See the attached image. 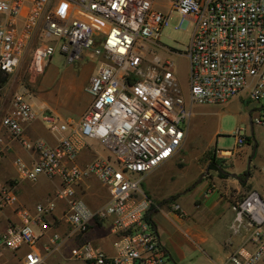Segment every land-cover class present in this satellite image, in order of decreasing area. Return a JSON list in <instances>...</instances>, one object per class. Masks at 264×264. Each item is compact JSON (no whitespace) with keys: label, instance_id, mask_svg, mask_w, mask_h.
I'll return each mask as SVG.
<instances>
[{"label":"built area","instance_id":"built-area-1","mask_svg":"<svg viewBox=\"0 0 264 264\" xmlns=\"http://www.w3.org/2000/svg\"><path fill=\"white\" fill-rule=\"evenodd\" d=\"M166 6H159V2ZM173 13L191 24L184 56L188 61L187 102L175 77L177 55L161 44L160 35ZM37 40L31 68L42 74L59 54L67 64L84 54L98 58L85 92L90 104L76 124L61 123L45 111L42 121L58 135L56 145L24 137V126L37 114L22 93L1 120L10 140L36 153L27 165L15 158L18 178L34 182L40 175L58 178L54 196L34 208H17L20 226L0 233V259L23 252L19 264H45L51 249L41 252L34 227L50 229L48 218L65 203L63 221L80 244L71 258L83 264H172L146 217L152 202L142 188L145 178L182 147L194 105H224L247 93L251 102L264 97V0H0V72L13 74L26 50ZM157 48L167 58L157 55ZM254 120L264 125V111ZM184 126V127H183ZM241 131V129L237 130ZM87 140H95L107 158L84 167L76 164ZM244 139L237 135V144ZM9 149L0 137V159ZM225 159L231 151L218 150ZM93 175L107 187V203L91 210L75 188ZM17 205L12 185L0 190V211ZM175 212H181L178 204ZM235 233L243 244L224 264H264V200L255 191L234 201ZM111 218L114 254L97 250L87 237L98 220ZM58 236L52 238L53 250ZM1 264V262H0Z\"/></svg>","mask_w":264,"mask_h":264},{"label":"crops","instance_id":"crops-1","mask_svg":"<svg viewBox=\"0 0 264 264\" xmlns=\"http://www.w3.org/2000/svg\"><path fill=\"white\" fill-rule=\"evenodd\" d=\"M50 63L43 75L47 72ZM97 65L87 74L81 87L82 95L86 96V99L83 97L82 100L79 96L72 97L69 107L63 109L60 106H53L42 90V96L35 98L31 103L37 119L30 125L24 126L25 139L32 141L41 139L48 145H56L58 135L46 129L42 121L45 111L58 117L61 123L79 122L90 104V98L84 89ZM40 87L42 89L43 86ZM263 101L264 97L258 106L250 108L252 102L248 100L247 93L242 92L228 102V104L231 102L230 106L231 104L240 106L239 124L244 128L243 130L241 128V131H237L240 128L236 129L230 134L213 131L212 136L216 143L220 142L222 137H233L235 143L231 149H225L231 151V155L225 159L217 156L216 152L220 149L212 147V159H215L217 168L209 170L207 167L208 173L199 184L191 188L202 175L200 168H186L185 176H180L176 164L169 162L171 159L143 181L142 188L152 202V209L149 212L151 222L172 264H224L230 254L243 244L245 233L243 231L235 233L232 230L235 217L234 201L242 199L250 191L257 192L264 200V125L254 122L260 112L264 111ZM1 131L0 137L8 144L9 149L0 159V190L12 185L17 197V205L0 211V233L10 225L22 224L16 212L18 207L33 214L35 206L51 199L60 186L58 178H48L44 175H40L34 182L19 179L13 160L20 158L27 165H32L38 160V155L24 150L20 143L10 140L3 128ZM237 135L244 139L242 145L237 144ZM190 138L187 132L185 144L182 145L185 148L184 152H187ZM247 138H250V141ZM107 156L108 153L100 143L87 140L86 147L76 159V164L84 167L96 159H105ZM192 183L193 185L187 188ZM75 192L91 210L104 206L109 199L107 187L93 175L86 176L75 188ZM174 196L176 198L172 199ZM175 204L180 206L181 212L173 210ZM64 210L65 203L58 202L55 211L48 218L51 225L49 230L42 231L40 227H34L37 245L41 252L51 249L45 264H83L71 258L72 249L78 246L80 241L70 236V227L62 219ZM55 235L58 236V241L55 244L57 248L53 250L55 246L52 238ZM87 237L97 250L109 255L114 254L111 218L96 221ZM22 256V251L6 252L0 262L19 264Z\"/></svg>","mask_w":264,"mask_h":264},{"label":"rangeland","instance_id":"rangeland-1","mask_svg":"<svg viewBox=\"0 0 264 264\" xmlns=\"http://www.w3.org/2000/svg\"><path fill=\"white\" fill-rule=\"evenodd\" d=\"M159 6L165 7L166 3L160 1ZM191 32L192 25L190 23L183 24L182 17L177 13H173L167 26L162 30L159 41L172 51L179 53L170 55V59L175 64V77L181 86L186 102L188 98V61L180 54L185 52ZM36 47L37 40H34L26 50L16 71L11 75H7L6 82L0 84V135H2L1 120L12 108L13 97L16 93H22L30 103H33L35 98L42 96L43 90L44 96L51 101L53 106H60L63 109L69 107L72 97L79 96L82 100L86 99V96L82 95L81 87L85 77L98 64L99 59L92 57L90 53H86L81 61L67 64L64 58L57 54L51 60L47 72L44 75V72L37 74L31 68V59ZM154 50L160 57H168L161 50L157 48ZM40 86H43L42 89ZM230 103L224 105L203 104L192 107L193 114L186 129V134L189 132L191 136L187 152H184L185 148L182 147L169 161L176 164L180 176H185L184 170L186 168L194 167L200 168V173L203 174L212 161V147L225 150L234 146L233 137H222L221 141L216 143L215 138L212 136L213 131L230 134L239 128L243 130L244 126L239 124L238 118L240 106L236 104L230 106ZM258 104L259 102H252L250 108L258 106ZM244 106H242L243 110ZM44 125L46 129L49 127L47 123H44ZM192 185L193 183L188 185L187 188Z\"/></svg>","mask_w":264,"mask_h":264},{"label":"trees","instance_id":"trees-1","mask_svg":"<svg viewBox=\"0 0 264 264\" xmlns=\"http://www.w3.org/2000/svg\"><path fill=\"white\" fill-rule=\"evenodd\" d=\"M7 79V75L3 74L2 72H0V84H3L6 82ZM248 141H250V138H247ZM212 168H217V163L215 161V159H212V161L210 162L208 169H212ZM176 198V196L172 197V199ZM152 209V207H151ZM150 209V210H151ZM146 219L151 222V218H150V213L147 215ZM152 223V222H151ZM153 224V223H152ZM154 226V225H153Z\"/></svg>","mask_w":264,"mask_h":264},{"label":"water","instance_id":"water-1","mask_svg":"<svg viewBox=\"0 0 264 264\" xmlns=\"http://www.w3.org/2000/svg\"><path fill=\"white\" fill-rule=\"evenodd\" d=\"M253 122L251 121V124ZM256 147H254V150H255ZM208 173V169H206L205 173L201 175V177L194 183V185L191 187L193 188L194 186H196L197 184H199L201 182V180L203 179V177Z\"/></svg>","mask_w":264,"mask_h":264}]
</instances>
